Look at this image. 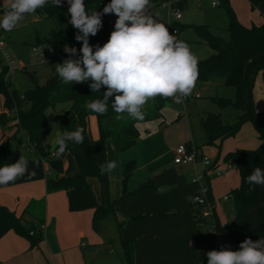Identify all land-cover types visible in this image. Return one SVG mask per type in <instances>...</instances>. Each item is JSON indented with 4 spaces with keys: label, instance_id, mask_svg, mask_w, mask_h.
Here are the masks:
<instances>
[{
    "label": "crops",
    "instance_id": "0c3cea01",
    "mask_svg": "<svg viewBox=\"0 0 264 264\" xmlns=\"http://www.w3.org/2000/svg\"><path fill=\"white\" fill-rule=\"evenodd\" d=\"M230 2L245 26L264 22V5L253 7L249 0ZM185 3L182 0V5ZM8 4L9 0H0V8ZM206 83L224 85L221 81ZM198 99L183 103L184 116H179L177 122L183 125L184 131L173 142L169 140L167 129L156 131L154 136L147 133L146 138L141 134L136 144L123 151H117L113 141L108 143L107 139V159L118 165L114 178L108 174V190L102 188L97 178V185L91 179L94 177L89 181L100 202H115V216H107L94 224V208L71 210L66 190L48 191L47 178L59 176L48 160L44 162L45 178L0 187L1 205L45 225L42 240L33 247L26 237L13 229L7 231L0 238V264H125L121 237L134 239L136 264H207L208 251H219L222 247L236 251L246 238L253 241L264 238L260 206L236 217L233 201L224 199L241 182L238 166L226 161L225 154L239 148H256L261 143L259 133L251 121H246L234 136L223 140L220 147L205 144L207 136L200 119L208 110H199L195 104ZM253 102L257 112H264L261 72L255 81ZM0 105L1 112L2 96ZM192 110L202 131L195 128ZM221 114L224 118V112ZM239 114V110L228 107L227 121H234ZM78 128L75 119L70 132ZM15 129L4 131L0 126V141ZM91 131L97 138L95 116L91 119ZM181 143L192 145L199 157H210L221 174L206 173L200 159L195 163H175L174 149ZM56 144L55 140L52 149ZM130 160L135 161V168L124 190V170ZM63 165L65 174L78 171L71 154L64 157ZM197 173L206 175L196 179ZM204 187H208L205 198L215 205L214 215L208 218H200L191 202L192 195ZM125 192L130 194L123 196ZM216 222L220 224L219 231Z\"/></svg>",
    "mask_w": 264,
    "mask_h": 264
},
{
    "label": "trees",
    "instance_id": "16d2710c",
    "mask_svg": "<svg viewBox=\"0 0 264 264\" xmlns=\"http://www.w3.org/2000/svg\"><path fill=\"white\" fill-rule=\"evenodd\" d=\"M161 0H150L151 7H157ZM253 7L264 5V0H249ZM219 4L226 8L228 12V30L230 37L228 40L217 35L207 25H195V29L202 39L214 49L209 57L197 60L198 76L196 81L214 82L221 81L222 84L233 85L236 88L235 99L230 97H215L214 100L221 108L230 107L240 111L237 118L228 122L221 112H205L200 119L201 126L207 136L205 144L220 147L223 140L234 136L246 121H251L259 133L261 143L253 149L239 148L225 154L224 159L235 163L240 171V185L232 190L233 203L236 209V217L245 214L250 209L260 206V215L264 221V186H252L246 178L260 167L264 171V112H257L254 108L253 89L256 78L261 72L264 75V22L260 25L253 24L245 26L238 19L230 0H218ZM86 11L101 12L110 0H84ZM183 5L181 4V7ZM8 6L0 8V12ZM149 7V8H151ZM67 0H63L62 5L55 6L51 0L38 8L35 13L39 16L52 18L58 30L51 36L38 37V44L46 45L51 51L60 54L51 60L63 63L70 57L64 51V46L75 47L78 50L81 43L75 39L76 29L68 22L70 14ZM149 8H146V13ZM115 14L102 15V28L95 36L89 37V43L93 46H103L109 39L115 24ZM118 18V17H117ZM179 29L184 25L175 22ZM95 50V49H94ZM86 83H64L57 72L51 74L43 85L35 81V85L20 94L16 88L12 87L9 67L4 63L0 52V95L2 96V111L0 112V126L5 131L15 127L16 129L5 140L0 141V167L16 162L21 155L20 136L24 134L33 149L37 153L36 158L28 159L27 168L29 171L35 170V176L18 177L15 181L0 187L30 182L46 177L45 160L48 159L52 169L59 176L57 178H47V190H66L69 198V208L71 210H82L94 208V224L107 216H115L113 205L115 202H100L96 196L89 178H97L103 189L108 190L109 176L101 175L99 166L108 161L107 159V139L111 138L117 151H123L138 141L141 130L138 122L152 120L162 116L161 107L169 101V97L156 96L149 99L141 108L143 119L137 120L128 113L117 114L111 107L109 99L108 110L101 115L92 112L87 105L101 99L106 89L102 86L100 92H92ZM69 103V106H65ZM62 106L65 113L59 126L60 133L70 132L72 122L76 119L79 128H83L84 140L82 144L76 145L73 142L67 143V148L63 153L59 151V145L52 146L46 138L49 133V124L52 115L48 110ZM97 118L99 135L92 136L91 119ZM119 116V118H117ZM14 122V123H12ZM12 138L18 139L16 147L10 146ZM52 153L55 155L51 157ZM67 154H71L78 171L73 174L64 173L63 159ZM33 160H38L39 165ZM135 168V161L126 163L124 170V190L127 179ZM125 192L123 196L129 195ZM122 196V197H123ZM121 197V198H122ZM39 223L28 219L25 214H16L8 207L0 204V238L9 230L13 229L18 234L26 237L31 246H36L43 238V229ZM220 224L216 222V229L220 230ZM120 245L124 254L125 264H136L135 261V241L134 239L120 238Z\"/></svg>",
    "mask_w": 264,
    "mask_h": 264
},
{
    "label": "clouds",
    "instance_id": "9594fccd",
    "mask_svg": "<svg viewBox=\"0 0 264 264\" xmlns=\"http://www.w3.org/2000/svg\"><path fill=\"white\" fill-rule=\"evenodd\" d=\"M48 0H9L0 19V28L11 31L26 14L42 8ZM60 6L63 0H51ZM69 23L76 29L75 39L81 43L78 50L68 45L64 51L70 57L58 63L56 72L64 83H89L92 92H100L101 99L90 102L87 107L94 113L105 114L109 99L117 114L128 113L143 119L141 108L156 96L174 97L177 102L188 96L198 76L197 60L188 45L169 33L168 28L147 15L150 0H110L102 13L86 11L84 0H67ZM115 14L118 18L114 30L103 46L91 45L89 37L102 28V15ZM95 49V50H94ZM119 118V116L117 117ZM83 128L74 132L57 133L56 143L63 153L67 143L82 144ZM39 165L38 160H33ZM28 159L20 158L0 167V185L15 181L18 177L35 176V170L27 168ZM118 167L116 161H107L99 166L100 174H110ZM249 185L264 186V171L256 167L246 178ZM207 264H264V238L257 241L246 238L239 250L222 247L206 253Z\"/></svg>",
    "mask_w": 264,
    "mask_h": 264
},
{
    "label": "rangeland",
    "instance_id": "374dc122",
    "mask_svg": "<svg viewBox=\"0 0 264 264\" xmlns=\"http://www.w3.org/2000/svg\"><path fill=\"white\" fill-rule=\"evenodd\" d=\"M183 1L186 3L181 7V19H176L174 13H171L168 19L165 14L159 12L157 7L149 8L147 15L152 16L157 22L164 24L166 27L169 23L175 21L184 25L181 29L175 25L179 33L174 36L188 45L191 53L196 59L207 58L215 51L206 44L194 26L207 25L214 33L228 40L230 37V32L228 30V12L226 8L220 4L214 6L212 4L213 0ZM2 18L3 12H0V19ZM113 18L117 20V17ZM57 30L58 26L52 18L39 16L35 12L32 14H26L11 31H5L3 28H0V34L6 40V50L11 55L13 62L10 71L11 84L20 94H23L26 90L32 88L35 85V81L40 85L45 84L48 77L53 74V72H56L55 66L57 63L50 59L45 63L32 62V47L38 44V37L51 36ZM112 30H114V26H112ZM168 30L171 34V30ZM196 86L198 92L201 94V98L195 102L196 106L199 107V110L205 109L212 112L222 111L224 112V119L228 120V107L221 108L217 102H215L214 98L230 97L235 99L236 95L234 94L236 88L233 85H221L218 83L208 84L203 81H196ZM69 105L70 104L67 103L65 106ZM61 107L62 106L59 105L55 110L51 108L48 110V114L52 115V117L46 140L50 144H53L57 139L61 119L65 113V109H61ZM160 112L162 113V116L156 117L152 120L138 122L141 134L146 138L147 133H151L150 135L154 136L157 133L156 131L159 130L163 132L167 129L170 142L177 140L179 135L184 131L183 125L177 122L179 116H184L183 103L169 100L161 107ZM194 112L195 111L192 110L191 118L194 120L195 128L202 131L200 130L201 127L197 122L198 119L195 118ZM152 129L155 130L153 133L151 132ZM18 141V139L12 138L10 140V146L13 148L16 147ZM19 142L20 145L26 143V136L24 134L20 136ZM111 142L112 139L109 138L108 143ZM20 149L21 155L27 159L36 158L38 156L34 149L22 146H20ZM110 174L111 178H114V171ZM91 179L97 185V180L95 178Z\"/></svg>",
    "mask_w": 264,
    "mask_h": 264
},
{
    "label": "built area",
    "instance_id": "2783aa9c",
    "mask_svg": "<svg viewBox=\"0 0 264 264\" xmlns=\"http://www.w3.org/2000/svg\"><path fill=\"white\" fill-rule=\"evenodd\" d=\"M181 4H182V0H161L157 8L159 9V12L165 14L168 19L171 13H174L176 19H181L182 18ZM212 4L216 6L219 4V2L218 0H213ZM175 22H171L167 26V28L171 30L172 35H176L179 33L178 29L175 27L174 24ZM6 47H7L6 40L0 34V52L3 61L5 64L8 65L10 72L13 62L11 55L6 50ZM32 56H33L32 58L33 63H45L49 61V59L51 60L54 57H60V54L51 51L44 44H36L32 47ZM200 97L201 94L196 90V81H195V85L191 93L186 97H181L178 103H186L191 98H200ZM169 99L177 102V100L174 97H169ZM20 146L33 149V145L29 142L27 137H26V143H22ZM54 155L55 154L52 153L51 157H53ZM174 155H175L174 162L177 164L189 163V162L195 163L197 162L198 159H200V161L203 162V164L206 166L207 169L206 173H211L213 175L221 174V170L214 166V162L210 157H208L207 155L199 157L196 152V149L188 143H181L178 146H176L174 149ZM206 173H197L196 179H203ZM207 190L208 187H204L202 191L194 193L191 197V202L198 209L196 213L200 218H208L214 215L215 205L209 203L204 196V193ZM224 199L233 201L234 198L232 193H230L225 195ZM39 227L44 230L45 225L40 224Z\"/></svg>",
    "mask_w": 264,
    "mask_h": 264
}]
</instances>
